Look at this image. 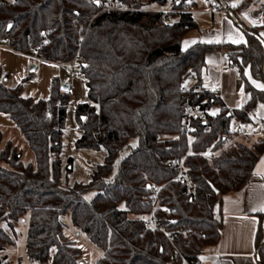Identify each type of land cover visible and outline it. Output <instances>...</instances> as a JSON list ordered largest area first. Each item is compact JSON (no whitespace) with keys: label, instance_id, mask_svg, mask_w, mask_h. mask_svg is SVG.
<instances>
[{"label":"trees","instance_id":"obj_1","mask_svg":"<svg viewBox=\"0 0 264 264\" xmlns=\"http://www.w3.org/2000/svg\"><path fill=\"white\" fill-rule=\"evenodd\" d=\"M123 1L134 9L104 10L97 0H0V35L13 50L25 52L44 40L46 61L68 63L81 56L92 104L78 106L82 133L76 145L107 151L88 185H64L60 155L70 90L63 91L54 78L49 99L24 97L22 85H6L0 65V113L16 123L37 160L36 167L25 164L11 145L0 153V251L15 242L14 222L29 212L30 260L80 264L83 250L66 237L61 219L70 213L73 224L104 251L94 264H186L176 259L163 229L180 231L174 233L175 244L195 264L206 247L220 240L223 221L216 207L225 194L248 184L264 153L260 139L251 144L235 142L210 159L199 154L222 147L236 133L231 128L233 116L244 121L246 109L264 101V89L255 87L243 72L249 66L254 77L264 80L259 29L236 14L250 31L245 43L197 41L184 48L186 35L198 29L192 13L182 11L188 0L173 1L168 12L150 7L170 0H149V6L141 0ZM213 51L224 52L231 63L240 64L249 93L244 106L229 110L210 90L194 92L201 87L205 55ZM190 75H195L196 83L185 94L181 89ZM187 103L204 110L222 105L215 114L199 116L193 123L190 150L195 154L186 163L195 192L189 197L186 184L174 179L177 170L170 164L188 150L181 133ZM132 138L138 139L137 145L123 156L116 176L109 180L116 159ZM88 187L97 190L90 201L83 197ZM155 197L158 228L152 229L140 215L152 209ZM258 215L259 264H264V211ZM189 228L192 231L182 233ZM0 264H10L1 253Z\"/></svg>","mask_w":264,"mask_h":264},{"label":"crops","instance_id":"obj_2","mask_svg":"<svg viewBox=\"0 0 264 264\" xmlns=\"http://www.w3.org/2000/svg\"><path fill=\"white\" fill-rule=\"evenodd\" d=\"M173 1L176 0H170V2L162 6L152 4L150 8L154 10H171ZM212 1L219 4L223 2L222 0ZM240 1L241 0L235 1V3L238 5ZM189 2L192 3V8L189 12L192 13L197 21L198 29L192 30L186 35L183 41L184 48L193 44V41L238 44L233 41L240 40V43H245L247 40L246 31L237 24L235 18L236 14H238L248 26L257 27L261 38L264 40V0H247L236 9V11L231 10L226 13L225 16H221L219 13H213L211 6L206 4L204 0H188L187 3ZM185 42H187V44ZM29 51L32 50L25 52L15 51L9 46L8 42L3 39L0 42V64L5 70H9L12 62L11 60L17 55L18 57H22L20 58L22 59L21 63H23V65L26 64L28 68L30 62H27L28 57L26 55ZM39 60L51 62L44 59ZM205 61L206 64L201 72V87L204 90L221 88L223 102L233 109L244 106L249 99V93L244 87V81L241 77V68L240 70L235 69L228 56L221 51L207 53L205 55ZM71 63L72 61L60 64L66 66ZM17 64L18 63H16V65ZM30 67V74L34 75L38 67L35 65ZM243 72L255 87H257L258 84L264 85V80L254 77L249 66H244ZM9 78L6 76L4 82H9ZM257 88L264 89L261 87ZM256 104L258 106L257 114L264 120V107H261L264 105V101L259 100ZM233 117H235L234 125L231 120V128L234 132H237L240 130L243 121L236 115ZM263 211L264 153L257 161L253 175L248 184L237 191L225 194L221 204L216 207V213L220 215L223 221L221 237L217 244L205 248V251L201 255L204 263L259 264L257 258V252L259 250L257 247V232L260 218L258 214ZM77 234H80V232ZM15 244L16 240L14 243L8 244L1 252V256H5L10 264H12V260L6 252L10 249H8V247H13ZM32 264L39 263L32 262Z\"/></svg>","mask_w":264,"mask_h":264},{"label":"rangeland","instance_id":"obj_3","mask_svg":"<svg viewBox=\"0 0 264 264\" xmlns=\"http://www.w3.org/2000/svg\"><path fill=\"white\" fill-rule=\"evenodd\" d=\"M148 1L149 0H141V2L149 6ZM235 1L238 0H232L235 6H237ZM241 2L242 0L240 3ZM26 56L28 57L27 62H30L28 68L26 64L23 65V63H21L22 59L20 58L22 57H18L17 55L11 60L12 62L9 70H5L0 64L5 75L8 78L10 77L9 82L7 81L6 85L12 88L22 85V95L24 97L49 99L51 95L52 80L54 78H58L62 85L69 82L70 98L67 107L65 126L63 128V145L60 155L62 160L61 179L64 185L70 187H73L76 184L88 185L92 180L94 170L98 165L105 162L107 151L104 148H85L76 145V142L82 133L79 127L77 113L78 106L81 103L92 104L89 98L86 80L81 73V59H74L76 61H72L71 64L65 66L60 63L39 60L40 58H38L33 51L27 52ZM16 63L18 64L16 65ZM34 65L37 66L38 69L34 72L35 74L32 75L30 74V66ZM234 118L235 117L232 118L233 125ZM137 143V138H132L130 140L129 147H126L116 159L113 171L108 177L109 180L114 179L118 172L121 159L131 148L135 147ZM8 145H11V148H15L21 153V159L25 164L31 163L34 167L37 166L36 154L19 127L9 115L0 113V153L5 150ZM3 164L5 165V163ZM96 193V189L88 187L83 192V197L87 201H90L94 198ZM119 206L120 208L125 209L124 202H121ZM61 219L64 223L65 235L83 250L80 264L96 263V261L103 255V249L93 243L85 232L76 228L72 222L70 213L63 214ZM29 220L30 213L27 212L14 222L16 232L18 233L16 244L13 247H8V249H10L6 252L12 260V264H32L27 253ZM8 231L12 232L10 228H8ZM78 232H80V234H77ZM1 252L2 251H0V253ZM48 263L52 264V262Z\"/></svg>","mask_w":264,"mask_h":264},{"label":"built area","instance_id":"obj_4","mask_svg":"<svg viewBox=\"0 0 264 264\" xmlns=\"http://www.w3.org/2000/svg\"><path fill=\"white\" fill-rule=\"evenodd\" d=\"M222 1H223L222 4H219V3L213 2L212 0H204L206 4L211 6V10L213 13H219L221 16H225L226 13H228L230 10H233L235 8V4L232 2V0H222ZM99 2L103 4L104 10L121 11V10L134 9L133 6L129 2L123 1V0H99ZM191 8H192V3L189 2L185 5L182 11L189 12ZM168 19H171L170 15L168 16ZM1 40H3V38L0 35V42ZM44 44H45V41L41 40L39 44H37L35 47L31 49L40 59H43L42 48ZM75 59H81V56L77 54L75 56ZM233 67L237 70H240V64L238 62L233 63ZM195 83H196L195 75L188 76L185 80L184 85L182 86L181 91L185 94L189 93V90ZM201 89L203 88L196 87L194 88V92H199L201 91ZM210 91L215 96L219 97L220 100L223 101V93H222L221 88L212 89ZM222 105H224L229 110H233V108H231L225 103H223ZM222 105L217 104L214 108L208 109V110L201 109L199 105H195L192 103H187L184 106L181 133L187 138L188 150L182 156L171 159L170 164L173 167H175L177 170V174L174 177V179L182 181L186 184L185 194L188 197L194 194L195 192V185L190 176L189 166L186 163V158L192 154H195V153H192L190 150L191 143L193 140V131L195 129L193 123L198 119L199 116H205V114L207 113L214 114L218 112L221 109ZM257 112H258L257 104L256 103L252 104L245 111L246 116H247L246 120H244L241 123L240 130H238L231 139H229L222 147L214 151H206V152H202L199 154L206 157L207 159H210L214 155L218 154L222 149L227 148L228 146H231L235 142L240 141L246 144H251L258 139H264V120L258 116ZM152 202H153L152 209L148 213L141 214L140 218L143 221H145L147 227H150L152 229H157L158 226H157V222L155 219V209L157 206V198L156 197L153 198ZM181 231L182 233L186 234L188 231H192V229L189 228L187 230H181ZM163 232L173 247V253L175 254L176 259L181 258L186 264H190L189 261L186 259V257L179 251L174 241V233L180 232V231L163 229ZM195 264H205V263L200 256Z\"/></svg>","mask_w":264,"mask_h":264},{"label":"water","instance_id":"obj_5","mask_svg":"<svg viewBox=\"0 0 264 264\" xmlns=\"http://www.w3.org/2000/svg\"><path fill=\"white\" fill-rule=\"evenodd\" d=\"M230 11H231V10H230ZM235 18H236V17H235ZM236 22H237V24H238L241 28H243L246 32H250L249 30H247L245 27H243V26L240 24V22L238 21L237 18H236ZM11 27H12V24H9V25H8V28H7V31H9V30L11 29ZM253 34H254V33H253ZM254 35L257 36V37H259L257 34H254ZM259 38H260V37H259ZM260 41H261V43H262V45H263V47H264V40H263L262 38H260ZM61 89H62L63 91H68V90L70 89V84H69V82L63 84V85L61 86ZM230 114H231V113H230ZM230 114H229V115H230ZM211 186H212V188L215 190V192L218 194V193H219V190L216 189L212 183H211ZM263 241H264V238H263ZM257 258H258L259 263H261L259 250H258V252H257Z\"/></svg>","mask_w":264,"mask_h":264},{"label":"snow or ice","instance_id":"obj_6","mask_svg":"<svg viewBox=\"0 0 264 264\" xmlns=\"http://www.w3.org/2000/svg\"><path fill=\"white\" fill-rule=\"evenodd\" d=\"M16 0H13V3H15ZM97 2H99V0H97ZM209 42H212V41H209ZM234 43H240L241 41L240 40H234L233 41ZM187 44V42H185ZM192 43H195V41H193ZM255 83V82H254ZM257 87H261V88H264V85H257ZM261 107H264V105H262ZM215 114V113H214Z\"/></svg>","mask_w":264,"mask_h":264},{"label":"bare ground","instance_id":"obj_7","mask_svg":"<svg viewBox=\"0 0 264 264\" xmlns=\"http://www.w3.org/2000/svg\"><path fill=\"white\" fill-rule=\"evenodd\" d=\"M70 90V89H69Z\"/></svg>","mask_w":264,"mask_h":264}]
</instances>
